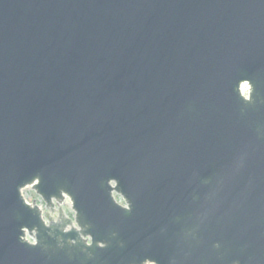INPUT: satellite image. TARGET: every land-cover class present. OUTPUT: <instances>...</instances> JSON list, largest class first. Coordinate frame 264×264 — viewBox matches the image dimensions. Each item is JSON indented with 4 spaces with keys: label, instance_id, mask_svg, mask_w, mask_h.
<instances>
[{
    "label": "water",
    "instance_id": "95a60500",
    "mask_svg": "<svg viewBox=\"0 0 264 264\" xmlns=\"http://www.w3.org/2000/svg\"><path fill=\"white\" fill-rule=\"evenodd\" d=\"M0 264H264V0H0Z\"/></svg>",
    "mask_w": 264,
    "mask_h": 264
},
{
    "label": "rangeland",
    "instance_id": "374dc122",
    "mask_svg": "<svg viewBox=\"0 0 264 264\" xmlns=\"http://www.w3.org/2000/svg\"><path fill=\"white\" fill-rule=\"evenodd\" d=\"M23 195H24L25 199H27L28 201L37 200V202L39 204H41V203L43 204V202L40 200V198L31 190H25L23 192ZM117 199L120 203H122V200L120 198L117 197ZM63 209H64L65 214L70 217L71 212H70L69 206H64Z\"/></svg>",
    "mask_w": 264,
    "mask_h": 264
},
{
    "label": "built area",
    "instance_id": "2783aa9c",
    "mask_svg": "<svg viewBox=\"0 0 264 264\" xmlns=\"http://www.w3.org/2000/svg\"><path fill=\"white\" fill-rule=\"evenodd\" d=\"M26 190H28V189H26ZM25 191V190H24ZM23 191V192H24ZM40 198V197H39ZM27 200V199H26ZM40 200H41V198H40ZM28 201V200H27ZM33 201V200H32ZM32 201H28V202H32ZM35 202H36V204H38L40 207H41V209L43 210V211H45L46 210V208H45V205H44V203L42 204H39L38 202H37V200H34ZM42 201V200H41ZM43 202V201H42ZM68 206V205H67ZM70 212H71V215H70V217L73 215V212L70 210Z\"/></svg>",
    "mask_w": 264,
    "mask_h": 264
}]
</instances>
